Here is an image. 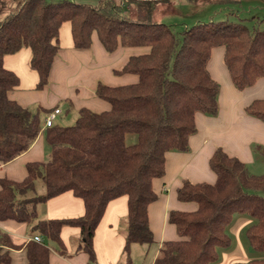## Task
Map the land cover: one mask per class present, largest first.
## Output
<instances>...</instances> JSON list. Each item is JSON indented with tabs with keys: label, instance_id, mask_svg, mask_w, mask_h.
<instances>
[{
	"label": "trees",
	"instance_id": "16d2710c",
	"mask_svg": "<svg viewBox=\"0 0 264 264\" xmlns=\"http://www.w3.org/2000/svg\"><path fill=\"white\" fill-rule=\"evenodd\" d=\"M170 1L101 0L90 6L67 0H19L16 9L0 20V164L29 149L41 130V114L46 112L39 106L30 110L10 97L18 78L4 67V56L29 48L30 68L37 73L36 89L41 90L49 83L59 51V28L65 22L70 24L76 50L89 49L93 34L108 53L119 48L138 50L112 72L133 76L136 82L119 86L97 82L93 95L108 108L94 112L81 107L72 125L53 123L45 129L47 159L27 164L21 182L0 179V221L31 224L36 216L34 204L71 192L82 200L83 216L40 220L32 225V231L64 252L61 230L75 227L78 251L93 261L94 231L107 204L126 196L122 250L126 261L130 262L132 245L154 243L148 207L157 197L154 180L165 174V156L188 150L198 114L212 117L218 111L219 88L208 71L212 51L222 50L223 65L236 90H245L264 78L262 15L237 16L238 11L230 7L241 0H202L228 11L192 23L178 35L155 18L160 5ZM184 1L193 4L199 0ZM244 112L264 122V97L252 100ZM127 136L135 141L126 143ZM259 153L264 157V149ZM208 164L216 176L214 183L184 181L177 189V200L194 204L195 209L168 213L176 238L159 245L152 264L215 263L219 252L230 245L226 230L237 214L253 219L245 230L246 240L251 250L264 253V174L249 173L242 162L220 148ZM38 180L45 189L42 195L35 194ZM30 193L34 196L25 198ZM0 239V264H10L5 248L19 246ZM26 256L28 264H49L45 243H27ZM235 264H264V258Z\"/></svg>",
	"mask_w": 264,
	"mask_h": 264
},
{
	"label": "crops",
	"instance_id": "0c3cea01",
	"mask_svg": "<svg viewBox=\"0 0 264 264\" xmlns=\"http://www.w3.org/2000/svg\"><path fill=\"white\" fill-rule=\"evenodd\" d=\"M67 1L96 6L101 0ZM261 1L263 0H257L256 4ZM15 2L19 3V0H0V20L14 9L17 5ZM58 45L59 51L50 69L49 83L41 90L36 89L38 76L30 68L31 52L29 48H22L11 55L4 56V67L12 71L18 78V86L9 94L10 97L23 107L36 109L39 106L44 108L46 112L41 114L42 122L45 116L55 108L60 110L57 116L62 115L63 110L60 107L62 101L67 106L66 111L70 109L77 111L81 107L89 108L94 112L106 110L108 105L93 95L96 83L101 82L110 86L116 82L113 70L120 69L127 58L136 54L138 50L119 48L108 53L95 34L91 37L89 49L76 50L73 47L68 22L63 23L59 28ZM214 52H219L222 57L221 49L214 50L211 56ZM217 70L209 71L216 83L215 79L222 75L221 87L217 94V114L212 117L203 114L196 116V132L189 138V151L167 153L165 174L163 178L153 182V189L157 197L148 207V225L153 241L158 247L152 249L151 259H145L146 262L140 263L139 254L145 253L146 247H140L137 244L130 248L129 263L122 254L127 215L126 196L116 198L107 204L94 231L93 261H89L85 253L78 251L80 239L79 231L75 227L66 226L61 230L60 238L65 246L64 252H59L53 243L33 232L32 225L40 220L73 219L83 216L82 200L74 197L71 192H65L44 203L34 204L33 209L36 211V216L31 224L12 219L0 221V238H7L13 246H19L9 249L4 247L9 251L10 264H28L26 245L30 242L33 243L31 241L33 236L40 237L41 243L48 246L49 264H152L159 245L163 241L176 238L174 226L168 223V213L170 211L188 212L195 209L194 204L182 203L176 198V191L182 182L214 183L216 177L210 170L208 161L217 148L222 149L229 156L237 158L243 164L252 163V148L264 149V122L252 118L244 112V108L254 100V97L255 99L264 97V78L258 80L252 87L239 91L229 81L224 65L223 68H219L221 74ZM122 82H126L125 84L134 83L136 78L128 76L125 81L120 83ZM133 140L135 141V139L129 138L128 141L131 144L134 142ZM48 151L45 129H41L26 152L6 164H0V179L21 182L26 176V165L44 162ZM44 193V187L35 189L36 195ZM32 196L34 195L32 194ZM29 197L30 194H26L25 198ZM21 199V196L17 197V200ZM234 218L235 216L226 230L230 237V245L219 252L218 259L213 264L245 263L256 258L249 251L250 247L245 240V230L248 224H252L253 221L246 217L236 220Z\"/></svg>",
	"mask_w": 264,
	"mask_h": 264
},
{
	"label": "rangeland",
	"instance_id": "374dc122",
	"mask_svg": "<svg viewBox=\"0 0 264 264\" xmlns=\"http://www.w3.org/2000/svg\"><path fill=\"white\" fill-rule=\"evenodd\" d=\"M256 1L257 0H254V1L253 0H241L237 6H232V7H230V9H231V11H238V14H236V15L241 17V18H246V17L251 18L252 16L254 17L255 15H262L260 17H264V3L260 2V3L256 4ZM17 2H15V4ZM16 6H18V3ZM16 6L14 7V9H16ZM259 7H261V8H259ZM14 9H12V10H14ZM223 11L224 12L228 11L227 7L215 4L213 2L211 4H208V3H205V1L199 0L193 4H189L184 0H172L170 2H166L162 5H160V7L156 13L155 18L157 21L171 26L174 33L179 35L187 27L192 26L193 25L192 23L195 24L197 21L198 22L199 21L205 22V21L211 19L213 16L214 17L212 19L218 18L223 13ZM227 16H229V18H228L229 20H233V19H231L230 15L227 14ZM220 67L223 68L222 57H221L219 52H214L213 55L211 56V58L209 59V69L210 70H213V69L219 70ZM219 72L221 74L220 70H219ZM126 77H128V76L127 75L126 76H115L114 75V79H116V82L110 84V86L124 85L126 82L125 83L124 82L120 83V82L125 81ZM215 80L217 81L218 88H220L221 83H222V75H219L218 79H215ZM253 99H255V97ZM60 107H61V110H63V113L61 116H56L55 117L56 119H54L53 123H55V124L58 123V124L64 125V126L72 125L75 121L76 116H77L76 111L73 109L66 111L67 106L63 104V101L60 104ZM29 109L34 110L31 107ZM97 112H99V111H97ZM127 137L128 138L126 140V143H128V144H129V141H128L129 138L135 139V137H132V136H127ZM252 150H253V152H252V158H253L252 163H244L245 168L249 173L254 174V175L264 174V157L262 156L261 153H259L260 148L255 147V148H252ZM188 151L189 150L184 151V152L186 153ZM47 156H48V154H47ZM40 185L43 186L42 181L41 180L36 181V189L37 188H39V189L43 188ZM30 196H32V193H30ZM29 207H30V205L27 206V208H29ZM234 216H235L234 220H236L238 218H244V217L249 218V220H253L252 218H250L246 215L237 214ZM250 225L251 224H248L247 227H249ZM246 244H247V241H246ZM139 246L140 247H146L145 253L139 254L140 255L139 261L141 260L140 263L146 262V260L151 259V252L153 251L152 249L158 247V246H156V243H153L150 246H147V245H139ZM249 251L252 252V254H254L256 258H264V253L254 252L253 250H251V248L249 249ZM220 252H222V251H220Z\"/></svg>",
	"mask_w": 264,
	"mask_h": 264
},
{
	"label": "built area",
	"instance_id": "2783aa9c",
	"mask_svg": "<svg viewBox=\"0 0 264 264\" xmlns=\"http://www.w3.org/2000/svg\"><path fill=\"white\" fill-rule=\"evenodd\" d=\"M60 113V110L55 109L49 114H47L43 120L42 128L41 129H46L48 127H51L53 125V121L55 117ZM31 241L36 242V243H41L42 240L38 236H33L31 238Z\"/></svg>",
	"mask_w": 264,
	"mask_h": 264
}]
</instances>
